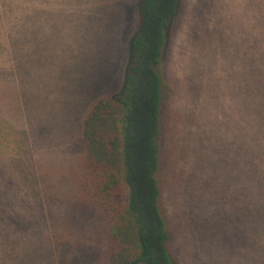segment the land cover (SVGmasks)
Listing matches in <instances>:
<instances>
[{"label": "rangeland", "instance_id": "1", "mask_svg": "<svg viewBox=\"0 0 264 264\" xmlns=\"http://www.w3.org/2000/svg\"><path fill=\"white\" fill-rule=\"evenodd\" d=\"M43 8L0 0V264H114L81 127L96 99L124 87L139 0ZM167 36L158 177L170 251L177 264H264V225L246 210L257 194L237 173L240 138L257 136L264 0H181Z\"/></svg>", "mask_w": 264, "mask_h": 264}, {"label": "trees", "instance_id": "2", "mask_svg": "<svg viewBox=\"0 0 264 264\" xmlns=\"http://www.w3.org/2000/svg\"><path fill=\"white\" fill-rule=\"evenodd\" d=\"M30 1L38 9L46 5L49 9H74V0ZM180 2L139 0V28L131 43L124 87L117 96L96 99L82 122L83 164L90 168L93 182L90 192L112 223L111 234L116 245L107 252L114 264H177L169 247L171 232L161 206L158 176L163 157L162 104L168 96L160 67L167 31ZM263 69L264 65L256 62L254 70ZM253 85V105L260 111L255 114L254 124L258 127L252 126L257 136L250 135L245 141L240 138L237 173L246 180L247 185L245 181L242 185L249 189V196L254 190L257 194L247 198L252 207L246 210L260 228L264 225V112L259 108L264 109V75L256 74ZM257 138L262 142V162L254 155ZM168 146L175 181V159L180 153L173 140ZM236 197L239 201V196ZM236 211L244 212L239 203ZM257 223L255 232H259ZM130 230L133 241L128 238Z\"/></svg>", "mask_w": 264, "mask_h": 264}]
</instances>
